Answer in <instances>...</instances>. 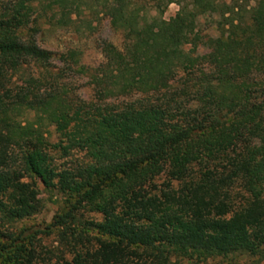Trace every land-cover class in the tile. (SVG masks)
I'll return each mask as SVG.
<instances>
[{
    "label": "trees",
    "instance_id": "1",
    "mask_svg": "<svg viewBox=\"0 0 264 264\" xmlns=\"http://www.w3.org/2000/svg\"><path fill=\"white\" fill-rule=\"evenodd\" d=\"M47 3L61 22L101 13L122 45L101 41L104 60L85 67L74 49L36 44L32 0H0V219L33 214L39 182L59 194L45 227L67 250L59 264L264 260V0ZM212 14L222 35H200L197 17ZM24 65L40 71L8 85ZM66 71L86 76L91 98L69 94ZM235 185L245 197L231 209L219 196ZM31 242L22 232L1 241L3 264H36Z\"/></svg>",
    "mask_w": 264,
    "mask_h": 264
},
{
    "label": "rangeland",
    "instance_id": "2",
    "mask_svg": "<svg viewBox=\"0 0 264 264\" xmlns=\"http://www.w3.org/2000/svg\"><path fill=\"white\" fill-rule=\"evenodd\" d=\"M39 1L42 4H39ZM32 4L36 8L33 16L38 15L37 21L40 23L34 39L36 44L42 48L55 53L74 49L78 52L79 63L81 65L94 67L104 60L99 50L101 41H108L117 48H120L122 45L120 33L113 29L109 25L108 19L99 12L91 14L86 10H82L76 15L72 11L68 14V19L65 18L61 22L58 10L51 8V6L54 7L53 5L48 7L47 0H32ZM176 9L177 5L174 2L168 3L161 13V19L167 20V18L174 14ZM147 11L149 15L155 14L151 8H147ZM218 20L219 17L214 14L209 16L199 15L196 22L198 33L213 37L222 35L223 29L217 26L216 23ZM198 51L202 53L205 49L200 47ZM51 63L52 70H55L56 66L60 67V64L54 58L51 60ZM37 71H40V68L34 65H24L22 68L16 70L11 69L7 75L8 85L13 88L19 87L23 84L28 73H36ZM58 81L64 84L72 96L82 99H89L92 96V86L83 74L66 71ZM30 115L28 114V116ZM47 131L48 139L55 141L52 128L48 127ZM52 154L54 157L57 155L56 152H52ZM79 157L80 154L74 152L67 159L74 162ZM161 181L162 176L155 179L157 187H159ZM178 187L179 184H172V188L176 189V192L179 191V189L177 190ZM36 189V198L39 200V203L37 210L33 214L17 220L5 221L4 218L0 219V242L4 240L7 242L18 232H22L23 236L29 237L32 241V248L34 253L37 254L36 264H59L60 256L64 258L68 257L67 250L63 242L59 240L56 231L45 228L50 223L54 213L58 210L59 194L55 190L51 192L45 191L39 182H37ZM243 197H245L243 190L235 185L223 191L219 199L230 205L231 209H234L238 206V203H243ZM82 217L92 220L100 219L99 214L87 209L82 211ZM0 264H3L1 258ZM171 264H264V260H258L253 256L235 254L224 258L220 256L208 258L198 263L182 257H173L171 258Z\"/></svg>",
    "mask_w": 264,
    "mask_h": 264
}]
</instances>
